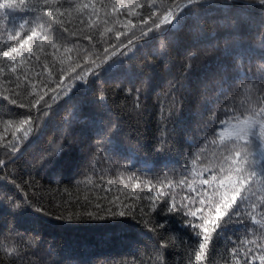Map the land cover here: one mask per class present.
I'll use <instances>...</instances> for the list:
<instances>
[{"label":"trees","instance_id":"16d2710c","mask_svg":"<svg viewBox=\"0 0 264 264\" xmlns=\"http://www.w3.org/2000/svg\"><path fill=\"white\" fill-rule=\"evenodd\" d=\"M11 2L15 10L0 9V49L16 47L38 23L45 27L37 28L38 35L19 54H12L15 64L0 59L4 69L0 72V160L4 161L0 200L10 197L42 211L23 215L13 212L10 203L0 204V264H154L149 259L152 241L146 237L168 242L164 264H261L264 248L257 245L264 244V230L252 223L251 216L264 223V186L242 206V222L234 219L219 238L213 235L212 246L201 261L189 259L192 236L186 226L198 219L168 213L167 207L174 200L195 210L202 193L211 191L200 183L210 175L202 169L210 159L218 163L213 153L218 157L223 148L219 142L208 141L218 140V122L230 115L227 107L240 113L248 109L245 93L233 84L241 70L256 80L252 98H264V33L258 35V28L249 31V22L255 26L264 21V6L237 9L246 20V34L238 42L242 49L235 41L225 43L224 29L212 22L221 15L214 10L203 30L190 19L170 33L162 52L160 41L154 39L158 32L139 35L140 28L147 27L142 20L152 12L148 6L152 0H56L39 12L32 11L31 0ZM134 3L144 7H133ZM169 3L155 0L157 16L148 22ZM25 17L29 24L10 39L19 31L11 18ZM129 20L135 28L128 25ZM116 31L124 33L119 41ZM45 35L48 39H42ZM133 36L134 47L124 48ZM105 47L117 55L92 69L98 75H89L87 84L75 79L77 73L89 69L92 60L100 62L97 57L106 55ZM243 49L249 50L243 60L229 54ZM109 65L110 72L106 71ZM137 88L141 89L139 100ZM68 89L66 95L61 94ZM38 94H44V100L29 110ZM23 116L33 117L23 126L33 131L19 143V151L10 153L6 146L13 137L23 135V130L17 131ZM10 118L11 124L7 123ZM61 137L62 151L55 165L33 167ZM165 140L168 143H162ZM121 211L125 217L119 215ZM88 213L104 218L93 219ZM148 227H155L156 232H149Z\"/></svg>","mask_w":264,"mask_h":264},{"label":"snow or ice","instance_id":"6c2138e0","mask_svg":"<svg viewBox=\"0 0 264 264\" xmlns=\"http://www.w3.org/2000/svg\"><path fill=\"white\" fill-rule=\"evenodd\" d=\"M55 2L56 0H31V3L33 4L32 11H44L43 5ZM21 3H24V0H21ZM253 4L264 6V0H220V2H216V0H183V2H181V0H170L168 6L160 11L159 16L153 20L152 23H149V19L157 16V9L154 7L155 0H152L148 6L153 10L148 18L142 20V24H146L147 27H141L139 35H147L153 31L158 32L159 36L154 39L160 41V49L163 52L166 51L164 39L167 38L170 33L178 31L190 19L194 20L197 28L203 30V23L206 21V18L210 17L214 10H219L221 15L218 18L213 19L212 22L215 23L217 27L224 29L223 38L226 44L230 41H235L237 42V47L242 49L243 46L239 45L238 42L246 34V20L245 17L239 14L237 9L241 6ZM132 6L137 8L144 7V5L139 3H134ZM77 7H87V5H77ZM111 7L115 9L116 5L113 3ZM0 9L15 10L11 0H4L3 3H0ZM261 12L264 13V8L261 9ZM47 15L55 19L51 11H47ZM10 23L19 29L14 36L10 37V39H14L15 36H19L20 31H23L25 26L29 24V20L27 17L21 19L20 21H16L15 18H11ZM57 23H59V21H57ZM127 23L132 28L136 27L131 20ZM44 27L45 25L43 23H38L36 27H31L29 29L26 39H24L23 42L18 43L16 47L9 45L6 49H0V59L8 58L12 61V64H15L12 54H19L20 50L23 49L24 46L33 39V37L38 35L37 28L43 29ZM162 28L163 31H161ZM255 28L259 29V32L257 33L258 35L260 33H264V21H261L255 26H252L249 22V31L254 30ZM111 30L112 29L110 28H105L106 32ZM121 35H124V33L121 31L115 32L117 41H119V37ZM134 38V36L129 37V39L124 42L123 47L131 50L130 46L134 47ZM42 39H48V37L45 35ZM89 39L91 38L89 37ZM53 47H55V45H53ZM111 47L115 49L116 44H112ZM210 47L214 46L210 45ZM248 51V49H243L242 51H234V53L230 52L229 54H234L237 59L243 60ZM28 52L31 54L32 49L29 48ZM84 52L85 57H87L88 50L85 49ZM103 52L106 54L103 58L97 57L100 59L99 63H97L95 59L92 60V63L89 65V69H85L82 73H77L75 79H79L82 83L87 84V77L89 75H93L94 77L98 75V73L92 69L100 68L102 64L107 62V60L117 55L116 51L109 52L108 47H105ZM188 58L191 59V55H189ZM261 59L262 62H264V53H261ZM250 63L251 60L249 58V64ZM75 66H78V64ZM75 66H73L72 70H74ZM9 67L13 73L16 72V68L12 67L11 64ZM188 67H190V65H188ZM111 68L112 66L109 65V68L106 71L110 72ZM3 71L4 69L0 67V72ZM261 71H264V63H262ZM61 75H63V70H61ZM17 79H19V77H17ZM255 82L256 80L250 75V72L243 70L238 73V76L233 81V84H236L245 93L248 109L243 113H240L231 107H227L225 110L230 113V115H227L218 122L216 133L218 140L211 139L208 141L213 145L219 142L223 150L219 153L218 157H216V154L213 153V157L219 161L218 163L215 162V160L210 159L202 169V172L207 171L210 175L207 178L201 179L200 183L202 185L209 186L211 191L202 193V197L198 201L200 207H196L195 210H192L183 203L177 205L174 200L167 207L168 213L181 212L182 215L197 218L199 221L196 223L190 220L186 224V226L191 230L192 236L190 248L193 256L189 258L190 260L194 258L195 261H201L202 258L205 257L206 251L210 250V247L212 246L214 234L217 238H219L225 231L227 225L234 219L238 222H242L239 221V217L242 213V206H246L250 202L249 196L254 194L257 188L264 186V98L257 97L255 100L252 98L250 93ZM93 83H95V79H93ZM32 87L34 89L35 84H33ZM69 90L70 89L65 90L61 94L66 95ZM52 91L55 92L56 89L53 88ZM140 91V88L136 89L137 100H139ZM4 99H8V97L5 96ZM52 99L54 100L56 97L54 96ZM99 99L103 100L104 97L101 96ZM43 100L44 94H38L37 97L28 105L29 110L39 106ZM258 101H260L259 107H257ZM11 103L16 104L17 101L12 100ZM45 103L47 102L45 101ZM19 106L22 108L25 107L24 104H20ZM136 107L139 109L140 105L137 104ZM44 115H47V113L45 112ZM32 120V116H23V118L18 119V123L21 127L17 128V131L23 130V135L19 138L13 137V142H10V144L6 146L10 153L19 151V143L29 137L33 129L28 128L24 130L23 126L31 123ZM12 122V118L7 121L9 124ZM0 139H2V137H0ZM62 140L63 138L61 137L54 146L43 152L32 166H54L56 158L62 151ZM162 143L166 144L168 141L165 140L162 141ZM253 145H255V147H253ZM100 150H104L102 146H100ZM203 150V148L200 149V151ZM96 155H99V153ZM199 158L200 157L197 156V159ZM193 163H195V161H193ZM3 164L4 161L0 160V166ZM245 185H249V187L245 188ZM136 186L139 187L140 185L138 184ZM242 189L244 190L243 196H241ZM238 197L241 202L240 204H238ZM8 203H10L13 212H20L23 215H27L29 210H34L36 212L42 211L39 208L33 209L32 205L27 202L18 203L10 197L7 201L0 200V204ZM154 207L155 201H153V209ZM206 207L207 215L204 214ZM197 213H201V215L197 217ZM119 215L124 216L125 213L121 211ZM88 216L93 219L104 218L95 216L92 213H88ZM251 220L253 224L259 225V227L264 230V223L257 221L254 214L251 216ZM159 226L162 227L163 225ZM148 231L155 233L156 228L148 227ZM146 239L152 241L153 254L149 257V259L153 260L154 264H164L163 250L169 246L168 242L162 240L156 241L153 237H146ZM26 240V237L22 238V240L18 242V248L19 245L24 243ZM185 242L188 241L181 240V243ZM249 242L255 243V240H251ZM257 247L264 248V244L257 245ZM234 251L235 250H233V252ZM261 264H264V256L261 257Z\"/></svg>","mask_w":264,"mask_h":264},{"label":"bare ground","instance_id":"6f19581e","mask_svg":"<svg viewBox=\"0 0 264 264\" xmlns=\"http://www.w3.org/2000/svg\"><path fill=\"white\" fill-rule=\"evenodd\" d=\"M127 214H128V213H126V216H127ZM129 216H131V215H129ZM129 216H128V217H129ZM124 217H125V215H124ZM154 218H155V217H154ZM125 219H126V218H125ZM152 219H153V216H152ZM149 220H151V218H150Z\"/></svg>","mask_w":264,"mask_h":264}]
</instances>
